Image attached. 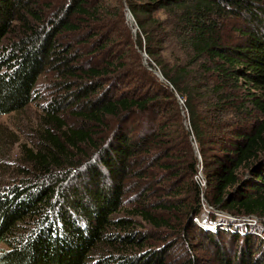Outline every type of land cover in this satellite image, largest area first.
<instances>
[{"label":"trees","instance_id":"trees-1","mask_svg":"<svg viewBox=\"0 0 264 264\" xmlns=\"http://www.w3.org/2000/svg\"><path fill=\"white\" fill-rule=\"evenodd\" d=\"M227 17L241 19L237 42L222 37ZM50 70L90 125L47 107L57 130L30 151L33 180L0 186V264H179L141 254L147 239L119 216L170 227L154 211L175 209L208 239L212 264H264V0H0V115L32 103ZM156 170L184 181L173 199L146 191L126 208L130 180L150 184ZM206 210L262 221L220 228Z\"/></svg>","mask_w":264,"mask_h":264},{"label":"rangeland","instance_id":"rangeland-1","mask_svg":"<svg viewBox=\"0 0 264 264\" xmlns=\"http://www.w3.org/2000/svg\"><path fill=\"white\" fill-rule=\"evenodd\" d=\"M44 1H51V3L60 5L62 0ZM128 21L133 32V36L136 38L138 30L136 29L134 19L132 18V20ZM220 23L222 37L227 43H234L240 39L237 27L241 25V19L227 17L225 19H221ZM17 29L18 24L17 27H15V30ZM63 38L64 37L61 39ZM73 38L75 39V42L77 41L78 43V39H81L82 36L79 34ZM171 50L172 47L170 50H167L169 55ZM143 56L144 64L148 65L147 54L145 52H143ZM154 72L158 75V72L161 73L160 68H155ZM209 77L211 78V76ZM61 82L62 80L57 73L51 70L46 72L40 77V80L37 83V98L32 103L20 111L0 115L1 187L2 185L20 182V180L24 178H30L33 180L36 166L32 161L30 151L32 150L33 152H36L41 148L44 142L43 134L47 129L52 126V130H57L54 125H50L53 123L49 122V111L47 107L53 105L55 102H60V107H58L60 108V116L65 120L68 127H82L84 125H90V123L85 122L74 113V111L77 112L79 108L77 110L76 107L73 106L72 102L69 100L67 101L71 93V90L68 91V87L70 85H62ZM187 124L188 122L186 121V125ZM86 150L89 155L92 154L90 149L87 148ZM198 156L200 157V155ZM79 159L82 162L87 161L81 156V154H79L76 158L77 161ZM85 162L83 165H85ZM155 174L158 178L150 180V184H146L144 180H137L135 178L130 180L125 199L126 208L132 209V207L137 206L138 203H142L143 199L140 194L146 191L151 194L149 199L169 204L168 200L173 199L175 190L182 187L184 183L182 179L172 178L173 174L171 173L162 175L163 172L161 170H156ZM195 179L198 182H202V185H205L204 175L201 168L198 174L195 175ZM179 185L180 187H178ZM150 201L151 200H148V202ZM204 205H206V208L208 209V204L205 203ZM154 213L157 216L168 219L170 227H156L145 221L142 217L129 215L126 211H122L119 214L121 217H128L133 220L135 225L139 226H135L136 230L141 233L143 238L147 239L145 241L146 246L143 250H141V254L154 251L155 249H160L161 252L163 251L167 254L166 258L168 260L175 263H184L192 256H196L197 261L201 264L215 263L213 249L210 248L212 245L205 236L199 233V230L188 227L187 217L184 210L175 209L168 212L158 210L154 211ZM205 213L206 215L203 220L206 223L209 217L215 214L218 215L216 216L218 217L217 225H219L220 228L223 226V228L226 229L241 226L244 227V223L256 225L262 221L261 218L256 216L242 218L232 214L211 210H206ZM194 220L198 221L196 219ZM200 224L203 228L206 226L204 222H200ZM183 228L184 230H182ZM260 236L264 238L262 233ZM228 239L229 238H224L223 240L225 243L230 244ZM0 248H5V245L0 243ZM101 254L102 251L98 250L94 256H97L98 258ZM107 257L111 258L109 254H107ZM91 259L93 260V258Z\"/></svg>","mask_w":264,"mask_h":264},{"label":"water","instance_id":"water-1","mask_svg":"<svg viewBox=\"0 0 264 264\" xmlns=\"http://www.w3.org/2000/svg\"><path fill=\"white\" fill-rule=\"evenodd\" d=\"M133 16H132V13L130 12V10L127 11V19L128 20H132ZM158 75L163 78V74L159 73L158 72Z\"/></svg>","mask_w":264,"mask_h":264},{"label":"built area","instance_id":"built-area-1","mask_svg":"<svg viewBox=\"0 0 264 264\" xmlns=\"http://www.w3.org/2000/svg\"><path fill=\"white\" fill-rule=\"evenodd\" d=\"M180 102H181V103H183V100H182V99H180ZM195 219L197 220L198 218H195Z\"/></svg>","mask_w":264,"mask_h":264}]
</instances>
